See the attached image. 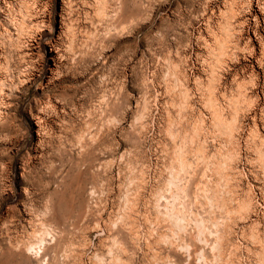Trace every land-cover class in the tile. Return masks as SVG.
I'll return each instance as SVG.
<instances>
[{
	"label": "rangeland",
	"instance_id": "rangeland-1",
	"mask_svg": "<svg viewBox=\"0 0 264 264\" xmlns=\"http://www.w3.org/2000/svg\"><path fill=\"white\" fill-rule=\"evenodd\" d=\"M263 13L0 0V264H264Z\"/></svg>",
	"mask_w": 264,
	"mask_h": 264
},
{
	"label": "bare ground",
	"instance_id": "bare-ground-1",
	"mask_svg": "<svg viewBox=\"0 0 264 264\" xmlns=\"http://www.w3.org/2000/svg\"><path fill=\"white\" fill-rule=\"evenodd\" d=\"M258 3H263V4H264V1H262V0H258ZM235 4H236V3H235ZM237 4H238V3H237ZM251 5H252V4H251ZM248 6H249V4H248ZM236 7H237V6H236ZM250 7H251V6H250ZM252 7H253V6H252ZM234 9H235V8H234ZM255 9H256V8H255ZM237 10H238V9H237ZM237 10H234V11H237ZM241 11H242V10H241ZM241 11H238V12L241 13ZM247 11L250 12V11H251V8H250L249 10H247ZM232 12H233V10H232ZM232 12H231V14H233ZM238 12H236V13H238ZM244 12H245V11H244ZM249 12H248V13H249ZM236 13H234V14H236ZM240 13H239V14H240ZM246 13H247V12H246ZM257 13H258V11H257ZM231 14H230V15H231ZM261 14H262V12H261ZM263 14H264V13H263ZM235 16H236V15H235ZM232 17H233V16H232ZM233 20H235V19H233ZM247 23H248V22H247ZM234 25H235V24H234ZM244 25H247L246 22H245ZM244 25H243V26H244ZM246 27H247V26H245V28H246ZM254 28H255L256 31H260V29H261V23H260V20H259V19L256 20L255 25H254ZM245 30H246V29H245ZM243 31H244V30H243ZM256 31H255V32H256ZM233 33H234V32H233ZM238 33H239V30H238ZM226 35H227V34H226ZM228 35H229V34H228ZM234 35H235V34H234ZM240 35H241V34H240ZM243 35H245V34H243ZM236 36H237V35H236ZM230 38H231V37H230ZM230 38H228V39H230ZM234 38H235V36H234ZM237 38H238V37H237ZM239 38H240V36H239ZM228 39H227V40H228ZM234 41H236V40L234 39ZM261 41H262V40H261ZM263 42H264V41H263ZM228 43H229V42H228ZM230 43H231V42H230ZM232 43H235V42H232ZM231 45H232V46H235V45H233V44H231ZM262 45H263V43H262ZM235 48H236V47H235ZM226 49H227V48H226ZM231 49H232V48H231ZM227 53H228V52H227ZM254 53H255V52H254ZM254 53L252 52V54H254ZM261 54H262V53H261ZM262 55H263V56H262L263 58H262V57H261V58H262L263 61H264V47H263V54H262ZM254 56H255V55H254ZM251 57H252V56H251ZM226 59H227V58H226ZM225 61H226V60H225ZM259 61H260V58H259ZM231 63H232V61H231ZM235 63H236V62H235ZM231 65H232V64H231ZM262 66H263V65H262ZM230 69H231V67H229V70H230ZM233 69H234V68H233ZM257 75H258V74H257Z\"/></svg>",
	"mask_w": 264,
	"mask_h": 264
}]
</instances>
